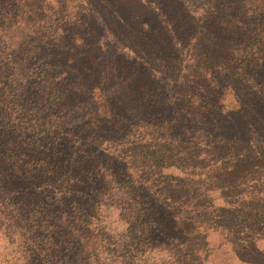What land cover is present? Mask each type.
I'll return each mask as SVG.
<instances>
[{"label": "trees", "instance_id": "16d2710c", "mask_svg": "<svg viewBox=\"0 0 264 264\" xmlns=\"http://www.w3.org/2000/svg\"><path fill=\"white\" fill-rule=\"evenodd\" d=\"M0 238L264 264V0H0Z\"/></svg>", "mask_w": 264, "mask_h": 264}, {"label": "rangeland", "instance_id": "374dc122", "mask_svg": "<svg viewBox=\"0 0 264 264\" xmlns=\"http://www.w3.org/2000/svg\"><path fill=\"white\" fill-rule=\"evenodd\" d=\"M51 1V0H49ZM113 49H121L124 50V52H126L128 50V48H122V47H116L115 45H113ZM216 237V236H215ZM214 239V238H213ZM6 252H11V249L9 250H3V240L0 238V264H16V262L14 261L13 256H10L9 254H7ZM7 255V256H6ZM81 255L80 252L78 251V249L74 250V252L69 255V257L66 258H60L57 261L60 262H68L69 264H86V261L83 259H81ZM84 258V257H83ZM228 257V252L224 251V250H215L212 253V257L209 261V263L207 264H212L214 262V264H239L237 260L232 259L230 261ZM152 264V263H150Z\"/></svg>", "mask_w": 264, "mask_h": 264}]
</instances>
